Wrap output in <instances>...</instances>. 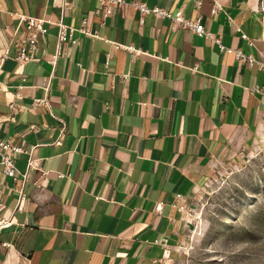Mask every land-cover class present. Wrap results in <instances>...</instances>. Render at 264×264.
I'll return each instance as SVG.
<instances>
[{
	"label": "crops",
	"instance_id": "obj_1",
	"mask_svg": "<svg viewBox=\"0 0 264 264\" xmlns=\"http://www.w3.org/2000/svg\"><path fill=\"white\" fill-rule=\"evenodd\" d=\"M125 1L102 19L96 0H0V137L35 147L17 161L26 200L0 230V264H175L196 192L217 163L264 134L260 0ZM131 3L200 17L255 62L169 19L148 14L142 24ZM21 14L76 29L86 19L104 39L75 31L77 43L53 62L58 27L48 25L21 66ZM36 99L48 106L33 110ZM17 199L8 192V214Z\"/></svg>",
	"mask_w": 264,
	"mask_h": 264
},
{
	"label": "rangeland",
	"instance_id": "obj_2",
	"mask_svg": "<svg viewBox=\"0 0 264 264\" xmlns=\"http://www.w3.org/2000/svg\"><path fill=\"white\" fill-rule=\"evenodd\" d=\"M259 8L264 14V0ZM234 153L215 165L184 214L175 264H264V134Z\"/></svg>",
	"mask_w": 264,
	"mask_h": 264
},
{
	"label": "built area",
	"instance_id": "obj_3",
	"mask_svg": "<svg viewBox=\"0 0 264 264\" xmlns=\"http://www.w3.org/2000/svg\"><path fill=\"white\" fill-rule=\"evenodd\" d=\"M98 3V7L96 9V14H99L102 19H106L111 16L114 11L124 5H129L125 0H96ZM131 5L141 13V23H144V16L148 14H154L163 19L171 20L175 25L182 27L183 29H188L193 31L196 35L202 38L209 39L214 41L219 45L222 51L227 53H232L235 55V59L240 63H247L249 65H253L255 59L252 55H246L239 50H235L233 48L225 47L220 39L215 37V35L206 28L202 19L199 17L197 19H188L184 16L182 11H167L165 9L154 7L149 8L144 3H131ZM201 5V2H198V6ZM67 5H63L62 11L64 13L67 10ZM219 10V6L215 5L213 8V13H217ZM19 21L25 24V32L26 38L24 44L20 47L19 52L16 54V60L19 62L21 66L26 65L29 62L34 60V51L36 48L42 43L45 35L48 32V25H53L58 27V36H57V47L58 51L55 56H53V62L58 58L59 55L62 54V46L67 43L76 44L77 41L73 40V34L75 31L80 32L81 34L91 37V38H100L98 32L93 31L86 19H83L81 26L76 29L72 26H68L64 24L61 20L52 21L49 18H35L28 15H18ZM245 37V36H244ZM117 48H123V46L116 44ZM128 51H133L131 47H124ZM7 57L3 58V60ZM259 69L264 70V63L259 62ZM109 65V62L106 63ZM1 89V88H0ZM48 106V102L46 99L39 100L36 99L33 105V110H37L39 107ZM16 108L15 105H11V109L14 110ZM21 109H25V107H20ZM35 147H32L34 149ZM32 149H29L24 138L18 139H9L4 140L0 137V230L11 227L14 224V213L16 211H20L23 209L26 196L24 193V184L26 183L27 174L23 175V179L19 178L20 171L17 168V161L20 155L22 154H31ZM36 160L32 157H29L28 160V169L36 168ZM10 178L13 180L12 185H8L6 180ZM21 184V185H20ZM17 192L18 199L17 205L10 214L6 211V198L8 192ZM184 207H181L183 209Z\"/></svg>",
	"mask_w": 264,
	"mask_h": 264
}]
</instances>
